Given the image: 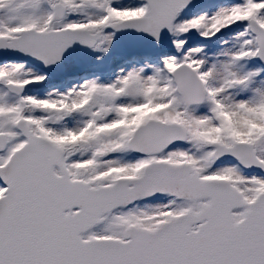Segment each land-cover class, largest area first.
Instances as JSON below:
<instances>
[{
  "label": "snow or ice",
  "instance_id": "6c2138e0",
  "mask_svg": "<svg viewBox=\"0 0 264 264\" xmlns=\"http://www.w3.org/2000/svg\"><path fill=\"white\" fill-rule=\"evenodd\" d=\"M0 264H264V0H0Z\"/></svg>",
  "mask_w": 264,
  "mask_h": 264
}]
</instances>
